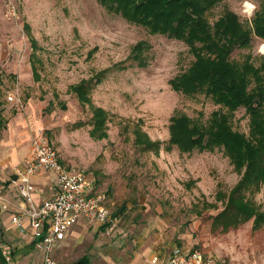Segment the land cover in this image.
<instances>
[{"label":"rangeland","instance_id":"rangeland-1","mask_svg":"<svg viewBox=\"0 0 264 264\" xmlns=\"http://www.w3.org/2000/svg\"><path fill=\"white\" fill-rule=\"evenodd\" d=\"M9 4L14 15L8 17ZM257 9L255 0H220L208 18L215 22L230 10L248 25ZM140 40L151 46L146 68L128 60ZM246 55L258 66L264 40L253 38L249 49L234 50L231 58L241 62ZM192 60L182 42L150 36L107 14L97 0H0L6 121L0 144L9 146L8 123L14 117L27 127L30 141L41 131L62 168L91 180L110 212L104 229L84 223L78 236L68 238L78 240L67 243L65 264L83 253L95 264H107L98 253L110 256V264H149L150 255L165 261L173 248L184 255L199 251L218 264H264V222L253 228L249 221L227 232L214 228L223 197L240 178L224 152L180 154L165 148L174 113L205 122L219 110L202 95L183 97L170 88L169 81ZM79 83H90L84 101L74 92ZM9 95L20 102H7ZM96 111H101L98 121ZM232 124L248 136L243 108ZM155 144L159 147L151 150ZM253 200L263 213L264 188Z\"/></svg>","mask_w":264,"mask_h":264},{"label":"trees","instance_id":"trees-1","mask_svg":"<svg viewBox=\"0 0 264 264\" xmlns=\"http://www.w3.org/2000/svg\"><path fill=\"white\" fill-rule=\"evenodd\" d=\"M219 1L97 0V3L107 14L144 29L150 36L166 37L187 46L193 60L169 81L170 88L183 97L202 95L219 110L212 112L205 122L174 113L169 119L165 148L170 151L175 147L180 154L214 149L224 152L240 175L227 197H223L226 198L223 208L213 219L214 228L227 232L249 221L253 222V228L264 222V212H259L253 200V195L264 188V59L256 66L250 55L241 62L231 58L234 50L249 49L253 38L264 40V0H255L258 9L248 25L230 10L211 23L208 15ZM150 50L147 41H138L131 48L130 65L146 68ZM35 72L34 69L37 80ZM89 88L90 83H79L74 92L84 101ZM1 105L0 92V132L6 126ZM240 108L249 116L248 136L233 129L232 119ZM96 112L98 121L101 111ZM158 147L151 145V150ZM0 264H5L1 250Z\"/></svg>","mask_w":264,"mask_h":264},{"label":"built area","instance_id":"built-area-1","mask_svg":"<svg viewBox=\"0 0 264 264\" xmlns=\"http://www.w3.org/2000/svg\"><path fill=\"white\" fill-rule=\"evenodd\" d=\"M7 9L6 15L13 16V5ZM11 13V14H10ZM7 102L18 104L16 95H9ZM18 192L26 207L12 219V224L20 226L22 218L29 220V229L34 240V246L42 251V259L35 264H56L53 253L57 243L64 240L66 233L80 220H91L98 225L111 222L106 196L94 191L92 181L81 173H72L62 168L57 152L50 146L41 131H37L30 141V154L21 169L15 170ZM55 175L51 196L34 205L35 187L32 180L43 174ZM0 200L1 197H0ZM3 208L6 205L3 204ZM1 255L5 264H15L13 251L0 242ZM151 264H218L211 256L199 251L182 254L174 249L162 263L154 256Z\"/></svg>","mask_w":264,"mask_h":264},{"label":"crops","instance_id":"crops-1","mask_svg":"<svg viewBox=\"0 0 264 264\" xmlns=\"http://www.w3.org/2000/svg\"><path fill=\"white\" fill-rule=\"evenodd\" d=\"M9 125L10 143L6 147L2 141L0 144V230L2 234V243L10 248L14 253L15 264H35L41 261L42 251L34 246V240L29 229V220L27 217L22 218L20 226L12 224V219L22 213L26 205L20 198L18 192V182L16 181L15 170L24 167L25 162L30 154L29 133L27 127L19 126L18 117ZM7 125V126H8ZM18 125V126H16ZM19 140V141H16ZM55 175L52 173L43 174L40 177H35L32 183L35 187L33 194L34 205L39 206L43 200L51 196L50 188L53 186ZM3 204L6 208H3ZM84 223H95L91 220H80L73 228H71L65 235L63 241L56 244L53 257L56 264H65V258L68 256L69 241L78 239L75 238L82 232ZM97 224V223H96ZM102 228V227H101ZM176 248H173L174 250ZM170 251V253L172 252ZM169 253V255H170ZM153 253L150 255L149 264L154 256H157L163 263L164 260L160 255ZM102 257V261L107 264L111 263L110 256L98 253ZM169 257V256H168ZM91 256L83 253L78 256L75 261L70 264H95L91 262ZM114 259V257H112ZM115 260V259H114Z\"/></svg>","mask_w":264,"mask_h":264}]
</instances>
